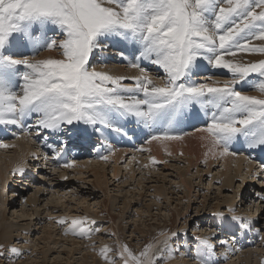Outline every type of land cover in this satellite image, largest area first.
Segmentation results:
<instances>
[{
    "label": "snow or ice",
    "instance_id": "snow-or-ice-1",
    "mask_svg": "<svg viewBox=\"0 0 264 264\" xmlns=\"http://www.w3.org/2000/svg\"><path fill=\"white\" fill-rule=\"evenodd\" d=\"M110 49L138 74L98 70L106 67L102 54ZM53 50L59 58L36 59ZM242 54L264 57V0H0V126L48 150L42 157L34 153L33 160L70 169L76 160L63 157L72 142L97 150L107 162L120 150L110 134L130 136L127 124L146 144L180 141L191 134L185 121L203 113L206 123L194 131L203 134L213 158L238 155L237 144L246 148L245 158L255 166L245 176L259 182L254 197L264 204V159L252 155L264 154V58L246 60ZM204 62L229 78L197 79ZM242 84L258 95L238 88ZM12 147L0 141V148ZM149 162L167 163L154 156ZM27 170L21 165L12 174L23 179ZM212 219L211 237H193L195 264H217V249L226 253L240 234L264 239V222L238 214L236 207ZM55 223L79 239L90 240L100 230L88 216ZM180 235L161 231L163 249L150 252L147 245L136 253L123 243L105 245L100 255L105 264H117L115 257L122 264H167L169 241ZM23 255L0 244V259L9 264Z\"/></svg>",
    "mask_w": 264,
    "mask_h": 264
},
{
    "label": "rangeland",
    "instance_id": "rangeland-1",
    "mask_svg": "<svg viewBox=\"0 0 264 264\" xmlns=\"http://www.w3.org/2000/svg\"><path fill=\"white\" fill-rule=\"evenodd\" d=\"M113 51L110 49L102 54L103 63L108 68L98 65V70L122 67L124 72L127 69L131 72L133 68L121 62L119 57L113 55ZM27 52L31 51H26V54H31ZM242 55L246 60L264 58L258 54ZM46 57L59 58V52L53 50V54ZM207 72L214 79L229 78L226 70L202 65L199 75ZM238 88L248 94L258 95L248 84L239 85ZM200 115L186 120L184 130L195 134V128L203 127L206 117L203 113ZM127 129L130 131L128 137L116 133L109 136L115 146L121 152L124 151L119 158H112L118 153L115 152L105 162L97 158V150L78 147L72 142L63 158L75 159L77 163L73 168L64 169L58 168L53 160L47 164L43 159L33 160L34 153L42 157L48 150L31 136L20 135L16 139L4 126H0V141L15 145L12 148H0V165L5 167L4 173H0V232L5 226L10 231L8 237L1 240L0 236V244L14 245L24 253L21 258L15 259L14 264H95L94 252H97L98 261L101 248L107 245L115 249L122 243H127L136 253L147 245H152L150 252L163 249L164 245L160 243L163 237L155 229L164 226L169 227L168 231L181 232L180 236L169 241L168 255L171 258L167 259V264H195L191 259L195 248L193 237L213 235V213L236 207L238 214L264 222V204L257 202L254 197V192L261 185L245 176V171L254 169L255 165L245 158L249 153L242 144L234 146V150L239 153L236 156L213 158V153L205 152L208 150L204 151L202 146L200 150L207 155L204 152H200L201 155H181L179 151L167 155L168 152L161 150L158 156L154 155L150 144L144 142V136L134 124H127ZM185 146L180 144L179 147L185 149ZM137 148H149V151H136ZM252 155L257 160L264 159L262 153ZM150 156L167 163L152 165ZM238 156L246 159L240 163L239 169L235 159ZM145 164H148L147 168ZM21 165L28 166L23 179L12 174ZM97 165L100 171L92 169ZM226 174L230 177V183L224 184L226 182H223L222 177ZM65 176L67 179H63ZM242 176L244 180L240 183L238 181ZM37 189L34 203L23 202L33 197ZM241 192L243 199H240ZM80 216L95 220L94 227L100 229L90 240L66 236L63 227L55 223L61 218L70 220ZM185 230L187 235L183 234ZM260 235L264 236V233ZM217 252V264H263L264 239H259L253 233L247 236L240 234L239 240L232 244L230 250L225 253V249L218 248ZM222 254H226L227 258H222ZM111 255L115 257L114 252ZM115 258L117 264H122L118 257ZM0 264H9V261L0 259ZM98 264H105V261Z\"/></svg>",
    "mask_w": 264,
    "mask_h": 264
},
{
    "label": "bare ground",
    "instance_id": "bare-ground-1",
    "mask_svg": "<svg viewBox=\"0 0 264 264\" xmlns=\"http://www.w3.org/2000/svg\"><path fill=\"white\" fill-rule=\"evenodd\" d=\"M24 51H30V50H24ZM27 53H31V52H27ZM50 54H53V51H43V52H41L40 54H39V56L38 57H36L37 59H41V58H44L45 56H48V55H50ZM203 65H206L207 67H210V65H207V63L206 62H204L203 63ZM98 66V65H97ZM100 66V65H99ZM118 67V66H117ZM106 68H108V67H106ZM132 69V68H131ZM130 69V70H131ZM102 70V69H101ZM103 71H108V72H110L111 74H113V75H136V74H138V72H137V70L136 69H132L131 70V72H129V70L127 69V71H123V68L122 67H119V68H109V69H104L103 68ZM212 74V73H211ZM206 76H211L210 75V73L208 74V72L207 73H203V74H200L198 77H197V79H202L203 77H206ZM213 77V76H212ZM241 86V85H240ZM201 116V115H200ZM197 118V117H196ZM199 118V117H198ZM197 118V119H198ZM133 127V126H132ZM192 135H194V136H192ZM203 134L202 133H199V132H196L195 134H191L190 136L189 135H187V136H185L182 140H180V141H170V142H164V143H161V142H157V141H153L151 144H150V147H151V149L155 152V154L154 155H158L159 156V154H161V150H165L166 152H171L172 154H174L175 153V151H179L180 153H183V154H185V153H188V154H195V155H201L204 151H205V149H207L208 150V147L206 146L207 145V141H205V140H202L201 139V136H202ZM116 137H118L117 135H116ZM125 138V137H124ZM127 140V139H126ZM129 140V139H128ZM127 140V141H128ZM125 141V140H124ZM14 143V142H13ZM18 143V142H17ZM180 144L182 145V147L184 146V145H186L185 146V149H183V148H181V147H179L180 146ZM146 146H148V145H146ZM200 146H202L203 147V149H204V151H201L200 150ZM149 147V146H148ZM149 147V148H150ZM148 148V149H149ZM170 148V149H169ZM16 149V148H15ZM119 149V148H118ZM126 149V148H125ZM151 149H150V151H151ZM1 150V149H0ZM9 150V149H8ZM128 150V149H127ZM131 150V149H130ZM200 150V151H199ZM10 151V150H9ZM27 151V150H26ZM120 151V150H119ZM119 151H116V152H118L117 153V155H116V157H112V156H114V154L111 156L112 158H114V159H117V158H119L120 156H122L123 155V152H119ZM129 151V150H128ZM153 151H151V152H153ZM2 152V151H1ZM25 152V150L23 151V153ZM165 152V153H166ZM200 152H202V153H200ZM205 152H209V150L208 151H205ZM204 152V153H205ZM22 153V154H23ZM203 153V154H204ZM209 153H211L212 154V152H209ZM208 153V154H209ZM25 154V153H24ZM27 154H29L28 153V151H27ZM167 154V153H166ZM206 154V153H205ZM168 155V154H167ZM244 155V154H243ZM21 156V155H20ZM25 157H24V160H25V158H26V155H24ZM14 157V156H13ZM12 157V158H13ZM19 159V158H18ZM235 159H236V161H237V164H238V169H239V165H240V163L242 162V161H244V160H246V159H244V158H242L241 156H238V157H235ZM10 160H12L11 158H10ZM16 161V159L15 160H13L12 162H15ZM23 161V159L21 158V162ZM87 162V161H86ZM10 163V162H9ZM15 164V163H14ZM88 164V163H87ZM5 165V164H4ZM16 165V164H15ZM94 165V164H93ZM249 165V164H248ZM11 166H13V165H11ZM10 167V166H9ZM94 168H92L94 171H100V167H99V165H97V166H93ZM4 170H5V167L3 166H1L0 165V173L2 174V173H4ZM64 173V172H63ZM18 178H20V176H18ZM223 178V182H226V183H224V184H227V183H230V177H228L227 176V174L226 175H224V177H222ZM17 180V179H16ZM39 189V188H38ZM38 189L37 190H35L34 191V194H33V197L31 196V197H28V198H26V199H24L23 200V202H25L26 204H30V202H35L36 201V199H37V193H38ZM157 191L159 190V189H156ZM56 192V191H55ZM60 199V198H59ZM149 207V206H148ZM4 227V226H3ZM6 227V228H5ZM4 228L6 229H4V230H1V232H0V236H1V240L2 239H4L5 237H8L9 236V234H10V231L9 230H7L9 227H7V226H5ZM2 228V227H1ZM167 228H169V227H156V229H155V231L157 232V233H161V231H164V232H166V231H168V229ZM2 231H4L3 233H2ZM62 231V230H61ZM209 232V231H208ZM2 234V235H1ZM156 234V233H155ZM209 235H210V233H208ZM62 235V234H61ZM59 236V235H58ZM66 236H70V235H66ZM160 237V236H159ZM158 237V238H159ZM59 238V237H58ZM161 238V237H160ZM72 239V238H71ZM154 239V238H153ZM153 239H149V241L150 240H153ZM72 241H75L74 239H72ZM78 242V241H77ZM74 243V242H73ZM76 243V242H75ZM123 244V243H122ZM222 251V250H221ZM99 252V251H98ZM218 253V252H217ZM92 254V253H91ZM91 256V255H90ZM96 256H97V252H94V254H93V259L95 260L94 262H95V264H98L99 262L101 263V261L102 260H104L102 257H100L99 258V260L98 261H96ZM90 257V258H91ZM264 261V260H263ZM83 263V262H82ZM84 263H86V262H84ZM261 263H263L264 264V262H261ZM231 264V263H230Z\"/></svg>",
    "mask_w": 264,
    "mask_h": 264
}]
</instances>
